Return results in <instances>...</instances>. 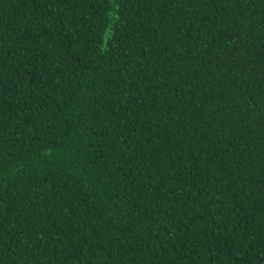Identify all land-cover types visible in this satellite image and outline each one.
<instances>
[{"label":"trees","instance_id":"1","mask_svg":"<svg viewBox=\"0 0 264 264\" xmlns=\"http://www.w3.org/2000/svg\"><path fill=\"white\" fill-rule=\"evenodd\" d=\"M0 264H264V0H0Z\"/></svg>","mask_w":264,"mask_h":264}]
</instances>
